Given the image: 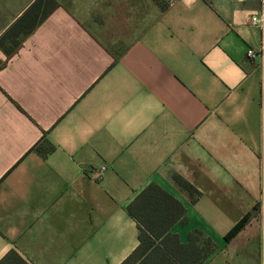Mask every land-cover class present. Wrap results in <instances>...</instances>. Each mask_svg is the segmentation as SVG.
<instances>
[{"label":"crops","instance_id":"crops-1","mask_svg":"<svg viewBox=\"0 0 264 264\" xmlns=\"http://www.w3.org/2000/svg\"><path fill=\"white\" fill-rule=\"evenodd\" d=\"M263 9L0 0V38H24L0 49V264H122L139 245L127 207L152 184L186 209L171 233L213 241L204 264H264V65L247 56Z\"/></svg>","mask_w":264,"mask_h":264},{"label":"trees","instance_id":"trees-1","mask_svg":"<svg viewBox=\"0 0 264 264\" xmlns=\"http://www.w3.org/2000/svg\"><path fill=\"white\" fill-rule=\"evenodd\" d=\"M33 30L24 34H30ZM23 39L11 30L0 38V49L12 57L21 48ZM46 145V148L36 145L33 150L41 157H47L55 148L49 141H46ZM175 181L189 193L197 192L181 178L177 177ZM127 211L138 222L139 245L122 264H204L216 249L213 241L201 230L190 233L187 243H182L178 235L171 233L176 223H187L186 209L157 185L152 184L141 192L128 205ZM252 214L244 216L226 234V242L246 226ZM19 262L24 264L21 260ZM2 263L9 264L7 261Z\"/></svg>","mask_w":264,"mask_h":264},{"label":"built area","instance_id":"built-area-1","mask_svg":"<svg viewBox=\"0 0 264 264\" xmlns=\"http://www.w3.org/2000/svg\"><path fill=\"white\" fill-rule=\"evenodd\" d=\"M167 2H171L173 0H165ZM245 0H236V2H243ZM263 6H264V0H261ZM252 25L258 28L261 32L260 37V46L257 50L255 49H249L247 51V56L251 59H260L262 64L264 65V9L256 15H253L251 18ZM106 170V167H103L99 171V178H101V175Z\"/></svg>","mask_w":264,"mask_h":264}]
</instances>
